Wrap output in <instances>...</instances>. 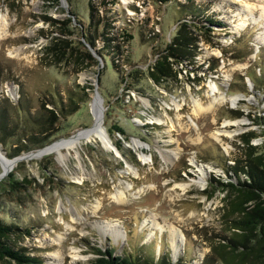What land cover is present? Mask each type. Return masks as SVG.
<instances>
[{
    "label": "rangeland",
    "instance_id": "obj_1",
    "mask_svg": "<svg viewBox=\"0 0 264 264\" xmlns=\"http://www.w3.org/2000/svg\"><path fill=\"white\" fill-rule=\"evenodd\" d=\"M101 1L0 0V109L13 120L20 101L44 109L55 99L71 104L68 89L87 93L78 108L66 106L44 146L12 158L0 149V217L30 228L12 241L40 255L42 264H89L94 247L110 244L115 253L127 244L131 253L145 249L139 253L156 259L166 250L173 264H203L217 243L215 233L231 232L223 217L225 193L207 182L210 173L223 175L213 155L217 149L230 155L240 133L259 134L264 126L257 122L264 114V0H104L112 7L106 15L114 17L105 25L114 37L109 43L119 45L114 62L125 73L135 64L128 87L109 63L96 56L91 64L86 51L92 48L78 41L81 27L92 33L96 26L89 22L90 7L94 21L104 13ZM186 3L196 9L183 27L194 39L195 59L155 80L149 45L161 48L180 31L175 21ZM123 31L132 38L126 41ZM249 74L260 78L257 84ZM86 83L96 89H82ZM213 83L215 95L227 100L197 110L194 99L209 104ZM100 97L103 105L109 101L106 125H120L124 135L107 133ZM235 109L243 114L235 117ZM97 128L111 141L120 139L122 149L106 148L93 135ZM10 172L13 185L3 183Z\"/></svg>",
    "mask_w": 264,
    "mask_h": 264
},
{
    "label": "trees",
    "instance_id": "obj_2",
    "mask_svg": "<svg viewBox=\"0 0 264 264\" xmlns=\"http://www.w3.org/2000/svg\"><path fill=\"white\" fill-rule=\"evenodd\" d=\"M115 1L118 2V0H108L111 4ZM153 1L162 5L170 0ZM111 4H107L104 0L101 1L100 5L104 7V13L98 15L96 21L93 19L92 7H90L89 22L90 24L94 23L96 26L92 33L89 28L86 30L81 27L78 35L82 40L78 39V41L92 48L93 51H86L91 64H97L98 59L105 66L109 63L114 71L123 72L120 80L128 87L130 85L129 78L133 76L132 70L135 69V64L134 62L130 63L131 69L127 68L128 72L125 73L126 67L119 70L118 64L114 62L119 53V45L109 43L114 37L107 36L108 30L105 27L110 20H114L113 16L106 15V12L110 13ZM184 5L185 12L179 15L175 21V25L176 27L179 26L180 31H177L161 48H156L155 42L149 45L148 52L152 53V62L149 66L153 68L149 70V75L155 80H159L163 76L175 75L173 66L176 67L178 63L186 64L185 61L195 59L196 45L194 39L189 36L190 33L183 31V27L188 25L190 18H192L189 17L190 14L195 16L196 9L190 3ZM71 15L73 16L74 13H71ZM47 18L49 19V17ZM193 19L199 22L202 20L196 17ZM212 20L207 19L210 23L214 22ZM215 22L219 23L218 21ZM191 24L197 25L199 29L205 26L203 24L199 25L196 21ZM208 29L212 28L208 27ZM123 35L126 41L132 38V34L126 31H123ZM217 65L218 59H215L214 67ZM201 67L200 65L199 68ZM97 74H100L99 71H97ZM248 78L253 84H257V81L260 80L259 77L253 76V74H249ZM243 86V90L249 93L247 85L246 87ZM93 87L92 84L86 83L82 89H92ZM124 87H122V90ZM67 92L73 108H78L79 103L77 101L82 102L87 98L85 92L84 95H79L72 89H68ZM108 102L107 99H104V105L102 103L104 109L101 112V123L105 125L110 137L113 132L124 135V129L120 125L116 123L106 125ZM54 104L53 106H56V109H53L52 106L32 110L28 106L24 107L22 101H20L15 105L16 109H13V112L17 114L13 120L9 117L8 109H0V149L5 156L8 158L22 156L25 153L37 150L52 140L53 130H56V125L66 116L67 107L72 106L68 103L66 107L62 104L61 99L59 101L55 99ZM73 108L72 110H74ZM261 110L263 111V109ZM233 112L235 117L243 114L239 109H235ZM257 120L258 124L262 126L264 124V114L258 115ZM89 126L91 125L86 127ZM257 135L264 137V126L259 134L253 130L240 133L237 136L238 143L235 144V150L232 153L230 152V155H226L218 149L217 153L213 155L223 175L215 174L214 176L213 173H210L207 182L209 186L225 193L222 197V207L225 209L223 217H227V221L230 220L228 229L231 232L228 234L223 231L215 233L217 234L215 235L217 243L215 247H211V254L205 258L203 264H264V138L260 143H251L252 138ZM112 142L118 149H122L120 139H113ZM12 143L16 145L12 146ZM8 144L11 145L8 147L10 151L6 150ZM13 174V172H10L8 174L9 181H3V183L13 185L17 182ZM17 232L29 234L30 228L27 225H21L16 221H7L0 217V264H42L40 255L33 253L32 250L27 251L21 246L16 247L12 237ZM130 249L131 247L127 244L120 253H115L114 246L111 244L105 246L104 249L94 247L95 257L89 261V264H173L166 250L164 252L160 250V255L154 259L151 252H144L145 255L139 253L145 249L134 253H131ZM176 260L178 261V258Z\"/></svg>",
    "mask_w": 264,
    "mask_h": 264
},
{
    "label": "bare ground",
    "instance_id": "obj_3",
    "mask_svg": "<svg viewBox=\"0 0 264 264\" xmlns=\"http://www.w3.org/2000/svg\"><path fill=\"white\" fill-rule=\"evenodd\" d=\"M217 91L218 90H217V86L215 85V83L210 84L209 85V92L208 93H209V95L211 97H210L209 104H207L206 106H203L201 104V102H199L197 99H194V104L196 105V109L197 110L202 109V108H204V110L205 109H209V108L211 109V107L215 104V102L217 103V102H223V101L227 100V97H226L225 94H220L218 96L215 95V92H217ZM230 99H232V101H235V98L234 97L233 98H230ZM104 131H105L104 128H102V129L101 128H97L95 130V132L93 133V135L95 137H97L106 148H109L110 147L109 146V143L110 142H109L108 136L106 135L107 134L106 131L105 132ZM135 144L138 145V143H135ZM110 226H111V229H112L113 232H115L117 235H120V231H119V229H118V227H117V225L115 223H113ZM157 226L158 227H162L161 225H157ZM171 232L172 233H175L173 231H171ZM152 234H153V232H151V233L149 232V235H152ZM175 239L176 238H174V236H173L172 239H171V241H170L171 248H172V250L174 252L176 251V248H175L176 241H175Z\"/></svg>",
    "mask_w": 264,
    "mask_h": 264
},
{
    "label": "water",
    "instance_id": "obj_4",
    "mask_svg": "<svg viewBox=\"0 0 264 264\" xmlns=\"http://www.w3.org/2000/svg\"><path fill=\"white\" fill-rule=\"evenodd\" d=\"M96 80H97V78H96ZM96 83H97V81H96ZM96 83L93 84V86H94L93 88H94V89H96ZM101 100H102V98L100 97V100H99V102H100V106L103 107V106H102V103H101ZM102 111H103V110H101V112H102ZM109 142L111 143V145H113V146L116 148V146L113 144V142H112L110 139H109ZM116 149H117V148H116Z\"/></svg>",
    "mask_w": 264,
    "mask_h": 264
}]
</instances>
